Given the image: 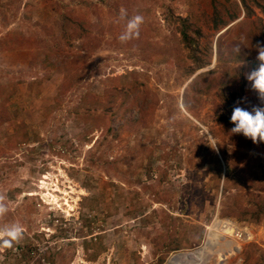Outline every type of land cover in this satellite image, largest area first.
Instances as JSON below:
<instances>
[{
	"label": "rangeland",
	"instance_id": "obj_1",
	"mask_svg": "<svg viewBox=\"0 0 264 264\" xmlns=\"http://www.w3.org/2000/svg\"><path fill=\"white\" fill-rule=\"evenodd\" d=\"M257 45L264 0H0V264H264Z\"/></svg>",
	"mask_w": 264,
	"mask_h": 264
},
{
	"label": "clouds",
	"instance_id": "obj_2",
	"mask_svg": "<svg viewBox=\"0 0 264 264\" xmlns=\"http://www.w3.org/2000/svg\"><path fill=\"white\" fill-rule=\"evenodd\" d=\"M120 19L125 21L124 29L119 35L121 42H127L139 36L140 26L143 17L135 15L127 17L126 12H121ZM257 59L261 62L258 69L247 75V80L251 82V88L258 94L264 102V47L255 46ZM242 48L237 46L235 51L240 54ZM230 122L234 125L231 128L232 134H242L245 138L255 143H264V106L253 107L251 110L235 107L230 115ZM7 211V208L0 205V214ZM23 230L20 225L12 224L0 229V248L10 249L15 243L22 239Z\"/></svg>",
	"mask_w": 264,
	"mask_h": 264
},
{
	"label": "built area",
	"instance_id": "obj_3",
	"mask_svg": "<svg viewBox=\"0 0 264 264\" xmlns=\"http://www.w3.org/2000/svg\"><path fill=\"white\" fill-rule=\"evenodd\" d=\"M221 225L223 229H226L228 233L239 242H250L253 239V234L246 226L234 224L229 221H222ZM222 229V230H223Z\"/></svg>",
	"mask_w": 264,
	"mask_h": 264
},
{
	"label": "trees",
	"instance_id": "obj_4",
	"mask_svg": "<svg viewBox=\"0 0 264 264\" xmlns=\"http://www.w3.org/2000/svg\"><path fill=\"white\" fill-rule=\"evenodd\" d=\"M190 25V27L188 26V28L186 29V31H188L189 30V28H191V24H189ZM182 37L184 38L183 40H184V42H186L187 44H189V42H190V40L192 39L191 37H189L188 36V34L187 33H185V32H183L182 33ZM201 60H199V59H195V63H198V62H200ZM206 66V64L204 65H201V67H205Z\"/></svg>",
	"mask_w": 264,
	"mask_h": 264
},
{
	"label": "bare ground",
	"instance_id": "obj_5",
	"mask_svg": "<svg viewBox=\"0 0 264 264\" xmlns=\"http://www.w3.org/2000/svg\"><path fill=\"white\" fill-rule=\"evenodd\" d=\"M209 240H210V241H212V240H213V238H210ZM238 250H239V249H238ZM193 251H194V250H193ZM191 252H192V251H191ZM179 254H183V253H179Z\"/></svg>",
	"mask_w": 264,
	"mask_h": 264
}]
</instances>
